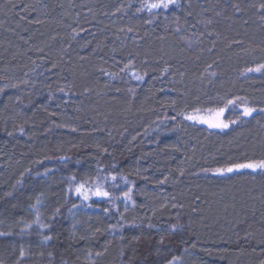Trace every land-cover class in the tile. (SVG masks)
Listing matches in <instances>:
<instances>
[{"label":"trees","instance_id":"1","mask_svg":"<svg viewBox=\"0 0 264 264\" xmlns=\"http://www.w3.org/2000/svg\"><path fill=\"white\" fill-rule=\"evenodd\" d=\"M151 1L14 0L15 9L0 11V233H8L0 235V264H15L21 245L31 253L25 264H40L37 227L26 229L25 224L35 219L29 205L41 192L43 220L61 207L55 224L63 241L58 251L68 249L74 223L77 237L101 229L77 245L80 264H89L84 248L105 243L111 247L98 264H120L124 246L105 230L121 213L126 223L151 217L157 225L179 213L176 222L183 230L171 241L172 253L182 257L180 264L264 260L256 244L264 234V176L250 170L230 177L211 171L229 158H264V115L242 114L245 106L264 108V71H247L264 64V21L247 7L260 0H192L196 11L209 9L205 16L214 17V5L222 15L207 29L220 37L204 35L203 43H193L191 49L185 41L193 31L204 32V26L190 28L194 20L186 24L180 11L149 12L144 5ZM231 3H241L244 11L233 15ZM24 5H34L35 11ZM176 16L187 34H175ZM233 39L243 40V46L229 48ZM212 40L216 46L209 53ZM129 53L135 67L122 72ZM165 62L171 66L169 74L158 79ZM207 65L211 68L205 72ZM132 71L148 75L138 81ZM196 108L199 113L223 108L229 127L186 120L185 115L197 114ZM80 183L90 190L86 201L75 194ZM97 187L110 196L93 195ZM129 189L134 207L124 199ZM8 192L12 195L6 196ZM172 203L184 207L172 208ZM162 204L167 208L161 209ZM141 231L146 230L129 228L125 235L131 239ZM77 249L68 251L75 254Z\"/></svg>","mask_w":264,"mask_h":264},{"label":"snow or ice","instance_id":"2","mask_svg":"<svg viewBox=\"0 0 264 264\" xmlns=\"http://www.w3.org/2000/svg\"><path fill=\"white\" fill-rule=\"evenodd\" d=\"M17 5L14 3V0H4L3 7L0 8V11L6 9L7 11H12L15 9ZM25 10H32L35 11L34 5H24L23 6ZM144 7L149 11L153 12L154 14H160V13H169L174 11H180L184 18L185 23L188 24L189 18L194 20V23H191L189 25L190 28L196 29L198 25H203L205 28V31L202 33H198L193 31L191 37H189L186 41V47L188 49H191L193 47V43L199 45L203 43L201 37L206 35L208 37H213L214 35L218 39L220 37V33H213L211 31H207V29L213 25L214 23V17H219L222 15V11H216L215 5L212 7V11L214 12L213 16H205L204 13L209 11V9L200 7V11H196V7H194L192 0H186V3H181V0H152L150 3H145ZM230 7L232 9V14L235 15L237 13H242L244 11V8L241 7V3H231ZM247 7L251 9H255V11L259 14L260 19L264 21V0H260V2L257 3H251L248 4ZM143 10V9H141ZM7 11H5V15H7ZM119 11V10H118ZM229 19L231 17H228ZM35 23H41L39 19H36L34 21ZM148 23H152L151 20L147 21ZM175 22L177 24V27L175 29V34L180 35L182 32L187 34V29L182 28L180 26V16L175 17ZM245 24H247V21H244ZM129 32L132 31L131 28L128 29ZM73 34L78 35L76 33L75 28L72 29ZM183 39V37H181ZM163 39V37H161ZM212 47L208 48L207 51L211 53L213 49L216 46L215 40L211 41ZM233 45L237 47L243 46V40L239 39H233L231 43L228 44V47L231 48ZM264 50V49H262ZM40 51H43V49H40ZM136 55H139L137 53ZM145 56H148L149 53H144ZM130 59L126 61L124 64V67L121 69V71L131 70L135 67L133 61L135 59L134 55L132 53H129ZM161 59H163V55H161ZM144 64L147 65L148 61L145 60ZM166 66L163 67L160 71V77H157L158 79L167 77L169 74L170 65H167V62H165ZM55 67V65H53ZM211 68V65H207L204 69L205 72L208 71V69ZM249 72H261L264 71V64L258 65L255 69H248ZM101 72H103L105 75L111 76L115 78L117 74L106 72L104 69H101ZM148 73L145 71L143 74H138L137 72L132 71L131 76L138 80V81H144L145 76H147ZM183 73H180V76L183 77ZM212 75H215V73H212ZM13 87H16V85H13ZM4 89L0 88V92H3ZM61 92H63V89H60ZM85 91H88V89H85ZM161 91H164V89H161ZM239 99V98H238ZM172 104H175V101L171 102ZM229 104H234V101H228ZM46 110V109H45ZM211 111V110H209ZM195 113H199L200 109L196 108L194 109ZM224 112L223 108H220L217 110V117L221 115ZM259 112L261 115H264V108H254V107H248L245 106L243 108V115L248 117L252 116L253 113ZM54 115V114H53ZM183 115V113H181ZM174 119V118H173ZM185 119L188 121H193L197 123H204L207 124L210 128H219V129H226L229 127L228 124H224L222 122H219L216 118L213 119H205L202 116L196 115V114H188L185 115ZM235 123V121H233ZM57 127H61L62 125H56ZM75 131V129H72ZM19 131L21 134L24 132V126L21 124L19 126ZM9 136L13 135L12 132L7 133ZM105 153H107V149H103ZM245 170H250L249 174H260L264 176V158H261L259 160L256 159H247L243 162L238 160H233L232 158H229V160L222 166L216 169L211 170L213 175L216 176H228L230 177V174H244ZM205 172H208V169H204ZM181 175H183V172H181ZM116 179L115 176H112V180L114 181ZM167 179V178H165ZM72 180H75V177H72ZM165 181L161 180L158 181V183L163 184ZM69 192H72L73 189L70 187L68 189ZM88 191L85 190V184L80 183L75 187V194L82 198L83 200H88L90 197L88 195ZM6 196H11L12 193L8 192L5 193ZM93 195L99 196V197H109L110 193L105 190H101V188L97 187L96 191L93 193ZM261 196H264V190L261 192ZM44 198L45 193L41 192L38 196H36L35 203L30 204L29 207L31 210L35 213V219L31 223H26L25 228L31 229L33 225H36L37 232L36 234L40 237V245H41V251L38 253L39 257L41 258L40 264H80L81 262V254L79 252V249H77V245L80 241H90L92 240L97 233H101L100 228H95L94 230L88 231L86 230L84 233L80 234L78 237L76 235V229L77 225L74 223L72 225V231L69 233V245L68 249H77L76 253H70L68 249H64L63 251H58L59 248H63V241L61 240V233L56 230L55 224L57 217L61 214V207L57 206L51 213L50 217L47 220H43L42 216L43 213L40 211V209L44 206ZM124 199L126 201H130L132 203V206H135V201L132 200V189H129L127 192L124 193ZM196 199H200L199 196L196 197ZM173 200L175 198L173 197ZM262 205H264V200H262ZM77 205L73 204L72 208H76ZM183 204L179 203H172V208H183ZM167 208V204H162L161 209ZM193 211H196L195 208L192 209ZM71 212V209L68 210ZM108 210L105 209V212ZM128 211V206L126 204L125 206V212ZM155 215V212H154ZM179 213H177L175 216L171 217L166 224L164 225H157L153 222L152 218L149 217L146 221H141V223H137L135 220H132L131 222H125L126 218L123 215V213L120 214V219L117 221L116 224L109 225L108 228L105 230L109 232L113 239L118 238L121 242V244L124 246L119 251V259L120 264H180V261L182 259L181 256L175 255L172 253V241L171 237L175 236L177 232H180L183 230V226L179 224L178 222ZM129 228H136V229H145L146 231H141L139 234H133L131 236V239H129L125 235L126 229ZM8 233H0V235H7ZM247 235L245 236V239H247ZM255 239V237H253ZM72 241H75L76 243H72ZM184 243H188V241H184ZM256 244L259 247V254L264 255V234H261L260 238L256 240ZM111 247L110 243H105L102 247H86L83 249V256L84 260L89 262V264H98V262L103 259L106 254L109 251V248ZM141 247H143V251L141 250ZM192 248H196L197 244L192 243ZM45 249H51V250H45ZM129 249L131 252H129ZM204 251L211 252L210 249H203ZM184 252H187L188 249L184 248ZM222 251L227 252L228 249L225 248ZM253 252L257 251L256 247H253ZM31 253L24 248L23 245L20 246L18 257L15 261V264H25V261L27 260L28 256ZM74 255V259H68L67 256ZM260 264H264V260L260 262Z\"/></svg>","mask_w":264,"mask_h":264},{"label":"rangeland","instance_id":"3","mask_svg":"<svg viewBox=\"0 0 264 264\" xmlns=\"http://www.w3.org/2000/svg\"><path fill=\"white\" fill-rule=\"evenodd\" d=\"M148 3H150V2H148ZM216 113H217V111H212V112H206V113H197L196 115L202 116L205 119H213V118H216L219 122H222V123L225 124V122H224V113H222L218 117H217ZM202 124H204V123H202ZM204 125H206L207 127H209L207 124H204Z\"/></svg>","mask_w":264,"mask_h":264}]
</instances>
